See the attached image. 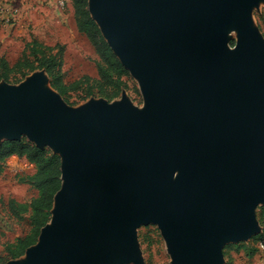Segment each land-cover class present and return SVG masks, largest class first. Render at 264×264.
<instances>
[{"label": "water", "instance_id": "obj_1", "mask_svg": "<svg viewBox=\"0 0 264 264\" xmlns=\"http://www.w3.org/2000/svg\"><path fill=\"white\" fill-rule=\"evenodd\" d=\"M264 0H88V13L137 81L125 95L69 108L43 72L0 86V145L26 137L60 159L51 219L23 263L144 264L155 224L171 264H222L260 232L264 206ZM234 23L236 41L224 29Z\"/></svg>", "mask_w": 264, "mask_h": 264}, {"label": "rangeland", "instance_id": "obj_2", "mask_svg": "<svg viewBox=\"0 0 264 264\" xmlns=\"http://www.w3.org/2000/svg\"><path fill=\"white\" fill-rule=\"evenodd\" d=\"M86 8L88 11V0ZM252 27L264 37V2L253 8ZM100 39L104 41L99 32L97 42ZM235 41L236 33L228 38L230 48L234 47ZM29 44L49 47L54 49L53 54H60V83L67 90L66 94L63 96L54 88V79L45 69L26 70L25 76L22 77L18 73H7L0 64V86L17 87L33 74L43 72L46 77L44 88L60 96L69 108L77 109L90 101L99 100L114 104L121 100L122 95L136 108L143 107L139 85L127 70L116 96L102 97L95 89V96L79 99L82 90L74 89L73 85L84 78L91 81L100 80L102 63L96 47L85 34L78 32L70 0H0V62L5 61L8 67L12 68L23 60L25 47ZM106 92L111 94L112 89L107 88ZM20 141L31 144L26 137H22ZM44 150L54 155L51 148L46 147ZM5 163H8L7 173L0 170V264L9 261L23 263L25 251L14 259L9 254L17 251L19 239L30 237L34 232L31 204L38 198V191L31 181L35 167L17 156L8 157L3 165ZM262 209L264 206H257L254 211L260 232L247 241L225 244L222 248V264H264L263 253L258 247L262 243L255 240L264 233V223L258 221ZM50 219L49 212L41 228L48 224ZM137 241L144 264H171L165 241L155 224L140 226L137 230Z\"/></svg>", "mask_w": 264, "mask_h": 264}, {"label": "trees", "instance_id": "obj_3", "mask_svg": "<svg viewBox=\"0 0 264 264\" xmlns=\"http://www.w3.org/2000/svg\"><path fill=\"white\" fill-rule=\"evenodd\" d=\"M73 8V15L76 22L78 32L87 36L90 42L96 47L99 55L100 80L91 81L84 78L83 81L75 83L74 89L81 88L82 96L79 99H87L95 96L94 90L97 89L99 95L110 98L116 96L120 91V85L123 83L122 78L127 75L125 69L121 66L117 58L113 55L107 44L100 39L99 30L95 23L91 20L86 8V0H70ZM54 49L49 47H41L37 44H29L25 47L23 60L17 62L12 68L8 67L5 61H1V66L7 73H18L25 76V71H34L45 69L47 74L54 79V88L59 90L61 95H65L67 90L60 83L59 68L61 65L60 54H53ZM17 81V80H16ZM91 82V83H90ZM85 88H82V87ZM107 88H111V94L106 92ZM10 156L24 158L28 163L34 165L35 174L32 178V185L38 191V198L31 204L33 213L32 225L33 235L24 239H19L15 252H10L11 258H16L27 248L35 244L36 236L39 229L44 225V220L48 216L52 204L53 197L60 188V159L58 156L49 153L47 150H40L29 143L4 141L0 145V170L3 162ZM260 223H264V209L258 217ZM264 243V233L255 238Z\"/></svg>", "mask_w": 264, "mask_h": 264}, {"label": "bare ground", "instance_id": "obj_4", "mask_svg": "<svg viewBox=\"0 0 264 264\" xmlns=\"http://www.w3.org/2000/svg\"><path fill=\"white\" fill-rule=\"evenodd\" d=\"M224 31L228 37L234 36L235 35L234 23L229 22L228 25L225 26Z\"/></svg>", "mask_w": 264, "mask_h": 264}, {"label": "crops", "instance_id": "obj_5", "mask_svg": "<svg viewBox=\"0 0 264 264\" xmlns=\"http://www.w3.org/2000/svg\"><path fill=\"white\" fill-rule=\"evenodd\" d=\"M8 163H5L3 166H2V169L1 170H3V173H7V171H8Z\"/></svg>", "mask_w": 264, "mask_h": 264}, {"label": "built area", "instance_id": "obj_6", "mask_svg": "<svg viewBox=\"0 0 264 264\" xmlns=\"http://www.w3.org/2000/svg\"><path fill=\"white\" fill-rule=\"evenodd\" d=\"M259 250L263 253L264 256V244H259Z\"/></svg>", "mask_w": 264, "mask_h": 264}]
</instances>
